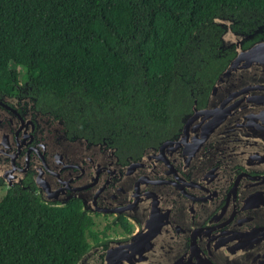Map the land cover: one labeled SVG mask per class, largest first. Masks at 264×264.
<instances>
[{"label":"trees","instance_id":"1","mask_svg":"<svg viewBox=\"0 0 264 264\" xmlns=\"http://www.w3.org/2000/svg\"><path fill=\"white\" fill-rule=\"evenodd\" d=\"M217 18L253 35L244 47L264 38V0H0V92L25 83L70 135L135 157L178 134L235 55ZM31 188L0 199V264H77L101 242L93 216Z\"/></svg>","mask_w":264,"mask_h":264},{"label":"flooded vegetation","instance_id":"2","mask_svg":"<svg viewBox=\"0 0 264 264\" xmlns=\"http://www.w3.org/2000/svg\"><path fill=\"white\" fill-rule=\"evenodd\" d=\"M14 91L0 92V126L9 129L0 130V139L10 146L6 155L0 153L6 189L12 181L34 185L31 189L51 198L48 202L80 199L101 240L94 246L100 252L124 246L140 264H264V126L259 121L252 120L242 137L236 131L226 137L227 128L219 151L206 143L189 154L164 153L169 164L159 154L158 161H142L147 148L157 150L163 141L133 157L111 140L70 135L68 129L62 134L58 118L39 108L25 83ZM134 162L140 164L131 168Z\"/></svg>","mask_w":264,"mask_h":264},{"label":"water","instance_id":"3","mask_svg":"<svg viewBox=\"0 0 264 264\" xmlns=\"http://www.w3.org/2000/svg\"><path fill=\"white\" fill-rule=\"evenodd\" d=\"M216 22L222 26L226 24V29L221 36L223 46L234 45L235 55L215 80L206 104L198 107L195 102L191 112L185 116L177 137L163 141L157 150L147 148L142 161L152 157L158 161L159 154L169 164L170 161L164 153L183 151V154H189L188 151L202 150L206 143H212L214 149L219 151L222 144V133H225L227 128L229 129L226 137L228 132L231 136L235 131L236 135L242 137L248 132L247 129L252 120L259 121L260 125L264 126V108H262V105L264 106V38L244 47L243 43L251 38L252 34L233 31L230 19L217 18ZM263 27L264 25L258 31ZM56 125L62 134L66 133L67 128L62 120H56ZM5 128L9 131L7 126H0V130L3 132H5ZM22 138L25 139V134L19 139ZM19 139L18 143H20ZM79 139L86 140L85 138ZM63 141L77 142V139L69 141L65 137ZM8 145L5 138L0 139L2 155H6L5 152L10 147ZM12 164H14L13 157ZM136 164L140 163L134 162L131 168H134ZM8 184L13 185L15 182L8 181ZM42 198L46 201L51 200L45 194ZM94 250L100 249L96 246L92 247L79 259L77 264L86 263L89 260L88 256ZM104 251L103 261H97L96 264H140L136 257H129V252L124 246L110 245ZM94 261L90 260V264H93Z\"/></svg>","mask_w":264,"mask_h":264},{"label":"rangeland","instance_id":"4","mask_svg":"<svg viewBox=\"0 0 264 264\" xmlns=\"http://www.w3.org/2000/svg\"><path fill=\"white\" fill-rule=\"evenodd\" d=\"M225 29H226V24H225ZM55 135H58V134L56 133ZM5 168H8V170H9V169H11V166L8 164V165H6ZM5 192H6V187L5 186L4 187H1L0 188V199L3 197V195L5 194ZM100 219H102V218H100ZM98 249H101V248H98ZM104 249H106V248H104ZM103 254H105V251L104 252H100L99 250H94L93 253L90 256H88L89 260L86 261L85 264H90V260L100 261V256L103 255Z\"/></svg>","mask_w":264,"mask_h":264}]
</instances>
